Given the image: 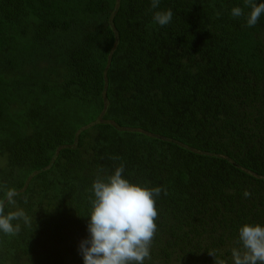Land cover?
I'll return each instance as SVG.
<instances>
[{"label": "trees", "instance_id": "1", "mask_svg": "<svg viewBox=\"0 0 264 264\" xmlns=\"http://www.w3.org/2000/svg\"><path fill=\"white\" fill-rule=\"evenodd\" d=\"M249 11L0 0V186L31 218L0 232V264H83L92 181L121 165L162 189L144 264H234L239 227L264 226V14L249 27Z\"/></svg>", "mask_w": 264, "mask_h": 264}, {"label": "clouds", "instance_id": "2", "mask_svg": "<svg viewBox=\"0 0 264 264\" xmlns=\"http://www.w3.org/2000/svg\"><path fill=\"white\" fill-rule=\"evenodd\" d=\"M160 0H151V7L158 8ZM247 14V26H255L264 14V0H244ZM234 17L244 15L241 7H233ZM173 13L171 9L156 11L153 20L160 26L169 24ZM124 167L117 166L104 178L92 181L90 211L87 215L88 236L79 244L83 264H144L150 259V247L156 233L155 220L158 217L156 199L162 189L147 187L131 182L122 173ZM4 199H0V232L16 235L23 221L31 224V218L17 206L14 197L18 196L15 188H3ZM166 194V191H165ZM244 195H250L245 191ZM6 203L15 210L5 211ZM240 248L231 250L234 264H264V226L258 223H244L238 230ZM214 264H225L216 259V253L209 252Z\"/></svg>", "mask_w": 264, "mask_h": 264}, {"label": "rangeland", "instance_id": "3", "mask_svg": "<svg viewBox=\"0 0 264 264\" xmlns=\"http://www.w3.org/2000/svg\"><path fill=\"white\" fill-rule=\"evenodd\" d=\"M175 260H171V261H160V260H153L151 264H175Z\"/></svg>", "mask_w": 264, "mask_h": 264}]
</instances>
